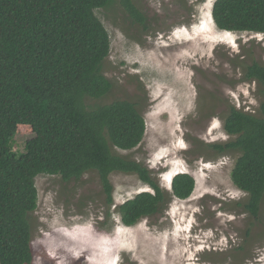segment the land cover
<instances>
[{
	"label": "rangeland",
	"instance_id": "obj_1",
	"mask_svg": "<svg viewBox=\"0 0 264 264\" xmlns=\"http://www.w3.org/2000/svg\"><path fill=\"white\" fill-rule=\"evenodd\" d=\"M214 1L133 0L146 32L124 20L118 1L95 11L110 38L102 73L112 88L100 103L139 101L145 121L141 144L115 153L147 167L167 191L174 175H191V196L124 227L116 207L150 191L137 176L112 174L108 205L95 172L69 182L40 175L30 264H264V199L257 219L245 213L246 195L230 180L238 154L208 148L229 141L222 119L230 106L257 112L258 86L241 80V66L264 64V35L217 30ZM32 137L17 126L13 151Z\"/></svg>",
	"mask_w": 264,
	"mask_h": 264
},
{
	"label": "trees",
	"instance_id": "obj_2",
	"mask_svg": "<svg viewBox=\"0 0 264 264\" xmlns=\"http://www.w3.org/2000/svg\"><path fill=\"white\" fill-rule=\"evenodd\" d=\"M116 1L129 25L148 31L133 0H0V264L32 262L29 217L37 209L40 175L69 182L95 172L108 205L113 204L110 176H137L150 191L116 207L124 227L194 191L189 174L174 175L167 191L147 167L115 153L138 147L145 134L139 101L100 103L112 88L102 73L110 38L95 11ZM210 14L221 32L264 35V0H215ZM241 73L242 81L258 86L257 112L230 106L222 119L229 141L208 148L218 155L238 154L230 180L246 195L238 206L257 219L264 199V64L252 61ZM19 125L29 126L33 137L15 152Z\"/></svg>",
	"mask_w": 264,
	"mask_h": 264
}]
</instances>
